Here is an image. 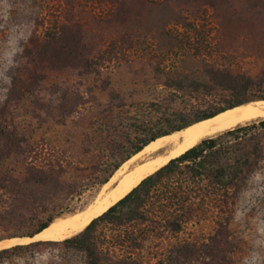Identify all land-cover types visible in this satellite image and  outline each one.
<instances>
[{
  "label": "rangeland",
  "instance_id": "rangeland-1",
  "mask_svg": "<svg viewBox=\"0 0 264 264\" xmlns=\"http://www.w3.org/2000/svg\"><path fill=\"white\" fill-rule=\"evenodd\" d=\"M9 7L10 17L0 20V150L9 141L12 152L1 164L19 175L27 164H61L64 179L87 185L71 202L74 212L56 222L96 205L107 183L116 187L135 155L106 184L99 182L117 158L165 129L175 114L193 121L236 100L220 90H178L179 81L208 83L211 67L257 81L264 70V0L0 2V11ZM25 26L24 39L14 43ZM263 95V84L248 93ZM254 171H264V162L248 174L230 213L209 203L177 233H151L146 224L103 226L100 246L114 250L119 235L142 230L146 240L131 264H245L254 254L264 264L257 232L264 226V193L258 192L264 183L252 182ZM58 261L87 264L85 254L61 246L17 252L0 264Z\"/></svg>",
  "mask_w": 264,
  "mask_h": 264
},
{
  "label": "trees",
  "instance_id": "trees-1",
  "mask_svg": "<svg viewBox=\"0 0 264 264\" xmlns=\"http://www.w3.org/2000/svg\"><path fill=\"white\" fill-rule=\"evenodd\" d=\"M57 37H54L55 42ZM205 76L208 83L192 81L185 87L181 80L177 89H189L194 93L220 90L232 94L236 100L214 112L203 113L193 121L179 120L181 114H175V119L169 120L165 129L153 133L128 154L117 158L109 175L100 180V184H106L122 164L159 138L235 106L264 99V95L257 98L248 96L258 84L264 85V70L257 81L225 68H208ZM11 152L8 141L0 150V241L33 238L40 234L59 218L74 212L71 202L87 186L83 181L64 179L65 168L61 164H27L23 174H16L1 164ZM262 162L264 119L205 138L145 178L78 235L62 241H37L1 250L0 263L17 252L61 246L65 250L85 254L87 264H131L134 251L146 240V231L129 232L124 237L119 235L112 245L114 250L104 251L97 237L100 227L146 224L147 231L151 233L160 230L177 233L183 231L193 217L202 216L209 203L215 205L216 209L230 213L234 195L240 191L248 174ZM151 206L156 207L157 211L149 212Z\"/></svg>",
  "mask_w": 264,
  "mask_h": 264
},
{
  "label": "bare ground",
  "instance_id": "bare-ground-1",
  "mask_svg": "<svg viewBox=\"0 0 264 264\" xmlns=\"http://www.w3.org/2000/svg\"><path fill=\"white\" fill-rule=\"evenodd\" d=\"M264 119V99H255L235 106L218 115L204 119L194 125L159 138L124 164L126 175L112 189L106 184L98 203L78 215L51 224L33 238L22 237L0 241V251L37 241H62L81 233L96 218L125 198L145 178L163 168L172 159L197 146L202 140L217 134ZM141 159L138 164H129Z\"/></svg>",
  "mask_w": 264,
  "mask_h": 264
},
{
  "label": "clouds",
  "instance_id": "clouds-1",
  "mask_svg": "<svg viewBox=\"0 0 264 264\" xmlns=\"http://www.w3.org/2000/svg\"><path fill=\"white\" fill-rule=\"evenodd\" d=\"M0 2H2V0H0ZM11 11L12 9L9 7L7 13H5L4 11H0V20H7L10 15H11ZM27 34V26H25V29L23 31H18L15 38H14V43H18L19 40L24 39V36ZM30 38V37H29ZM22 51V49H17L14 48L13 52L15 51ZM0 79H3V75L2 73H0ZM5 97L0 95V102L3 101ZM252 182L254 184L260 185L262 183H264V171H254L252 174ZM258 192L259 193H264V187H259L258 188ZM245 195L249 198H251L254 193L253 192H247L245 193ZM257 232L260 234V236L262 237L261 239V243H264V226L258 227L257 228ZM49 259L48 256H44L42 257V260H44L45 262H47ZM57 264H59V261L57 262ZM245 264H257V256L254 254L251 261H246Z\"/></svg>",
  "mask_w": 264,
  "mask_h": 264
},
{
  "label": "water",
  "instance_id": "water-1",
  "mask_svg": "<svg viewBox=\"0 0 264 264\" xmlns=\"http://www.w3.org/2000/svg\"><path fill=\"white\" fill-rule=\"evenodd\" d=\"M33 243V242H32Z\"/></svg>",
  "mask_w": 264,
  "mask_h": 264
}]
</instances>
